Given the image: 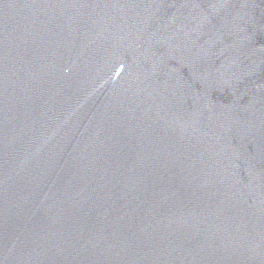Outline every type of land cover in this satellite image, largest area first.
<instances>
[{
  "label": "water",
  "instance_id": "1",
  "mask_svg": "<svg viewBox=\"0 0 264 264\" xmlns=\"http://www.w3.org/2000/svg\"><path fill=\"white\" fill-rule=\"evenodd\" d=\"M0 264H264V0H0Z\"/></svg>",
  "mask_w": 264,
  "mask_h": 264
}]
</instances>
